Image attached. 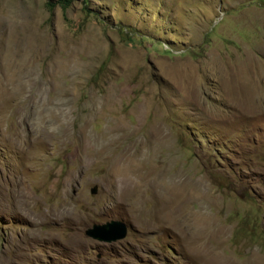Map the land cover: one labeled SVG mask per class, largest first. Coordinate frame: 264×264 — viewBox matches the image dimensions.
Masks as SVG:
<instances>
[{
  "label": "rangeland",
  "instance_id": "rangeland-1",
  "mask_svg": "<svg viewBox=\"0 0 264 264\" xmlns=\"http://www.w3.org/2000/svg\"><path fill=\"white\" fill-rule=\"evenodd\" d=\"M51 2L0 0V264H264V0Z\"/></svg>",
  "mask_w": 264,
  "mask_h": 264
},
{
  "label": "water",
  "instance_id": "water-1",
  "mask_svg": "<svg viewBox=\"0 0 264 264\" xmlns=\"http://www.w3.org/2000/svg\"><path fill=\"white\" fill-rule=\"evenodd\" d=\"M90 192L95 193L96 187H92ZM118 226L120 228H117ZM113 230H117L118 233L110 237L109 233ZM84 233L86 236L98 241H112L122 238L125 235V226L119 221L112 220L104 224H93L92 227L87 228Z\"/></svg>",
  "mask_w": 264,
  "mask_h": 264
},
{
  "label": "trees",
  "instance_id": "trees-1",
  "mask_svg": "<svg viewBox=\"0 0 264 264\" xmlns=\"http://www.w3.org/2000/svg\"><path fill=\"white\" fill-rule=\"evenodd\" d=\"M61 3L62 7H65L66 4L70 2V0H58ZM48 7L52 8L54 6V3L51 2V0H46Z\"/></svg>",
  "mask_w": 264,
  "mask_h": 264
},
{
  "label": "bare ground",
  "instance_id": "bare-ground-1",
  "mask_svg": "<svg viewBox=\"0 0 264 264\" xmlns=\"http://www.w3.org/2000/svg\"><path fill=\"white\" fill-rule=\"evenodd\" d=\"M116 240V239H115Z\"/></svg>",
  "mask_w": 264,
  "mask_h": 264
}]
</instances>
